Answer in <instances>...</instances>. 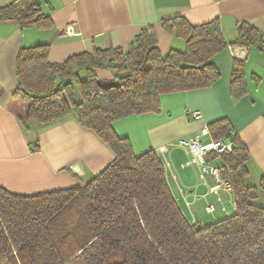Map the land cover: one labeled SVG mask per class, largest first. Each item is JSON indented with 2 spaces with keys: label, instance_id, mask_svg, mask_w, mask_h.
<instances>
[{
  "label": "trees",
  "instance_id": "16d2710c",
  "mask_svg": "<svg viewBox=\"0 0 264 264\" xmlns=\"http://www.w3.org/2000/svg\"><path fill=\"white\" fill-rule=\"evenodd\" d=\"M0 20L53 26L38 0L0 5ZM160 24L184 41L183 49L162 52L150 26L127 48L93 47L60 62L49 60L48 42L19 48L12 98L22 126L72 113L114 157L91 179L67 188L20 194L0 186V264L13 256L20 264H264V205L256 203L264 176L249 183V150L226 117L207 126L212 138L232 142V150L215 156L232 183L235 210L206 225L189 222L181 211L158 152L135 154L112 127L116 119L159 111L163 93L211 85L220 76L214 58L221 50L230 44L264 51V36L241 21L228 41L218 18L194 24L174 15ZM97 68L113 70L114 77L100 79ZM247 92L245 60L233 58L231 97Z\"/></svg>",
  "mask_w": 264,
  "mask_h": 264
},
{
  "label": "crops",
  "instance_id": "0c3cea01",
  "mask_svg": "<svg viewBox=\"0 0 264 264\" xmlns=\"http://www.w3.org/2000/svg\"><path fill=\"white\" fill-rule=\"evenodd\" d=\"M11 1L0 0V5ZM38 2L42 12L52 18L51 28L22 27L15 20H0V186L20 194L67 188L77 181H87L114 157L110 147L91 129L83 127L72 113L49 123L31 121L27 129L22 126L17 116L20 105L12 98L17 86L15 61L21 46L48 42L49 60L60 62L93 47L127 48L143 27L150 26L160 50L166 52L176 48L173 46H181L183 41L160 24L161 18L174 15H183L194 24L218 18L228 41L235 37L241 21L255 26L264 36V0ZM233 58L245 60L248 85V92L236 101L230 94ZM214 63L220 76L211 85L163 93L159 97V111L133 114L112 122L114 131L129 139L135 154L149 149L158 152L181 211L189 222L201 225L232 214L234 194L222 186L211 189L217 178L212 174L199 177V164L186 163L191 154L186 145L178 144L179 139L226 117L249 150V183L258 184L264 176V51L255 46L228 44L215 56ZM95 73L102 80H110L115 74L106 68H97ZM195 110L200 112L199 118L194 117ZM209 161L222 165L218 156ZM263 192L264 189H259V195ZM209 205L213 209L206 211ZM2 264L20 261L13 256Z\"/></svg>",
  "mask_w": 264,
  "mask_h": 264
},
{
  "label": "built area",
  "instance_id": "2783aa9c",
  "mask_svg": "<svg viewBox=\"0 0 264 264\" xmlns=\"http://www.w3.org/2000/svg\"><path fill=\"white\" fill-rule=\"evenodd\" d=\"M193 115L195 118H199L200 112L195 110L193 111ZM206 136H208V139ZM178 144L186 145L188 147L191 156L189 160L186 161V163L199 164L200 178H204L206 174H212L217 178V184L212 186L211 189H216L222 186L225 190L233 192L230 179L221 176V173L224 170L223 165L211 163L209 161L212 156L232 150V142L230 140L226 138H212L208 126L204 125L199 132H196L189 137L179 139ZM160 150L163 151L164 147L161 146ZM165 164L169 165V162L165 161ZM212 209V205L206 207V211H211Z\"/></svg>",
  "mask_w": 264,
  "mask_h": 264
},
{
  "label": "rangeland",
  "instance_id": "374dc122",
  "mask_svg": "<svg viewBox=\"0 0 264 264\" xmlns=\"http://www.w3.org/2000/svg\"><path fill=\"white\" fill-rule=\"evenodd\" d=\"M180 42H181V46H173V47H176L177 49H183L184 48V42L183 41H180ZM256 203H259L261 205L264 204V192L260 193V195L258 196V198L256 200Z\"/></svg>",
  "mask_w": 264,
  "mask_h": 264
}]
</instances>
